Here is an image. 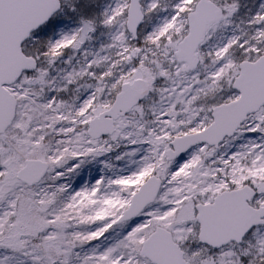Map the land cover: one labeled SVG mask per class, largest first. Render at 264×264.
Masks as SVG:
<instances>
[{
	"label": "snow or ice",
	"instance_id": "snow-or-ice-1",
	"mask_svg": "<svg viewBox=\"0 0 264 264\" xmlns=\"http://www.w3.org/2000/svg\"><path fill=\"white\" fill-rule=\"evenodd\" d=\"M0 264H264V0H0Z\"/></svg>",
	"mask_w": 264,
	"mask_h": 264
}]
</instances>
